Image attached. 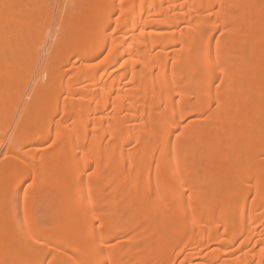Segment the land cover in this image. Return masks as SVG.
Listing matches in <instances>:
<instances>
[{"label": "bare ground", "instance_id": "bare-ground-1", "mask_svg": "<svg viewBox=\"0 0 264 264\" xmlns=\"http://www.w3.org/2000/svg\"><path fill=\"white\" fill-rule=\"evenodd\" d=\"M0 264H264V0H0Z\"/></svg>", "mask_w": 264, "mask_h": 264}, {"label": "rangeland", "instance_id": "rangeland-1", "mask_svg": "<svg viewBox=\"0 0 264 264\" xmlns=\"http://www.w3.org/2000/svg\"><path fill=\"white\" fill-rule=\"evenodd\" d=\"M58 5L55 7V11H57ZM49 41L46 43V47L48 46ZM16 121V120H15ZM7 139V138H6ZM7 140H5V143ZM17 199V198H16ZM15 200V199H14ZM18 202V200H17ZM15 202V205H18V203ZM55 201H52L50 199H41L37 205V208L35 209L36 218L38 219L39 223L43 226H49L52 216L55 213L56 205L53 203Z\"/></svg>", "mask_w": 264, "mask_h": 264}]
</instances>
